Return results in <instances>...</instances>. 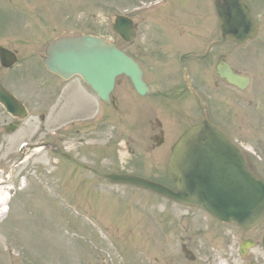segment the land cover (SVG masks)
I'll return each instance as SVG.
<instances>
[{"label": "rangeland", "instance_id": "obj_1", "mask_svg": "<svg viewBox=\"0 0 264 264\" xmlns=\"http://www.w3.org/2000/svg\"><path fill=\"white\" fill-rule=\"evenodd\" d=\"M145 1L0 0V46L18 57L11 69L0 67V85L30 115L15 132L6 134L4 126L12 119L0 106V175L8 178L13 171L9 200L0 221L4 264H264L260 245L264 221L253 231L244 232L234 225L217 224L198 208L176 205L156 194L110 185L102 179L112 172L132 171L161 184L165 181L166 150L151 151L152 155L135 151L143 150L133 137L137 133L134 124L145 115L146 98L135 95L127 80L121 78L115 87L112 106L95 105L85 97V113L77 114L66 100L67 88L61 94L59 108L51 113L60 84L42 66L45 47L69 32L86 33L102 36L131 54L134 47L112 34L109 25L116 14L127 15L131 6ZM247 2L258 24V38L245 47L217 45L210 56L213 66L218 56H226L224 61L247 75L250 84L244 91L229 88L226 95L208 87L205 96L212 120L245 153L251 171L264 180V0ZM206 12L213 16V40L218 41L212 8ZM206 12L192 10L198 15L197 21H204ZM162 20L164 16L158 15L145 23L155 25L138 39L139 56L154 52L147 39L157 52L176 55L190 48L197 54L205 51L208 44L201 40L192 42V46L184 43L188 29L183 25L178 29L182 42L171 44L168 31L173 26ZM145 24H138L139 34ZM200 27L198 23V31ZM205 31L204 23L199 37ZM155 68L154 74L146 73L151 84L159 76L155 72L159 65ZM207 76L208 81L215 79L214 70ZM71 86L77 92L75 85ZM97 113L103 116L99 124L70 126L64 136L54 130L64 121L69 125L74 119L85 118L84 114ZM47 114L43 122L37 119ZM169 143L165 141L163 147ZM90 144L100 148H91ZM61 154L94 168L100 176L75 167ZM165 186L172 188L168 180ZM78 212L88 216L98 230L85 223ZM245 239L255 245L248 251L249 257L242 259L238 248Z\"/></svg>", "mask_w": 264, "mask_h": 264}, {"label": "water", "instance_id": "obj_2", "mask_svg": "<svg viewBox=\"0 0 264 264\" xmlns=\"http://www.w3.org/2000/svg\"><path fill=\"white\" fill-rule=\"evenodd\" d=\"M215 11L222 42L244 46L255 38L256 24L243 0H215ZM114 30L124 40L132 34L130 22L121 17ZM45 54L43 63L48 71L63 79L80 76L107 103L118 76L129 78L137 93L147 91L138 65L103 38L82 35L57 39ZM14 62L13 53L0 47L1 66L9 68ZM217 73L239 89L247 86L248 80L233 74L226 64L217 66ZM0 104L12 116H24L22 106L1 86ZM166 174L176 192L129 176L112 175L109 179L147 189L176 203L197 206L221 223H235L248 231L264 219V182L248 171L237 150L206 114L202 123L186 131L172 148Z\"/></svg>", "mask_w": 264, "mask_h": 264}, {"label": "flooded vegetation", "instance_id": "obj_3", "mask_svg": "<svg viewBox=\"0 0 264 264\" xmlns=\"http://www.w3.org/2000/svg\"><path fill=\"white\" fill-rule=\"evenodd\" d=\"M208 7H213V0H146L131 7L130 16L132 20H134V16L139 14L143 15V17L136 23L133 21L135 36L128 45L134 47L132 48L131 57L140 63L144 73V82L149 90L145 96L144 120L141 126L137 127L138 134L144 139L152 141L154 146L158 148L163 145L166 139L175 141L187 128L201 122L199 104L202 106L206 105L205 107H207L205 94L210 90L208 87L226 95L229 85L217 76L216 80L212 79L208 81V76H211H207L208 72H213V62L211 60L213 56H205L198 63L196 59L198 56L187 55L181 58L180 55H175V53H168L166 51L157 52L153 50L152 43L150 44L152 41L148 39L147 42L151 45V51L154 52L149 53L148 56H139V52L137 51L139 50V46L136 43L138 39L141 40L143 32L153 26V24L146 26L145 23H148L151 17L158 15L164 16L162 22L168 21L170 28L171 25L173 26V30L169 29L168 31L171 39H167L171 44L174 41L176 44L177 40L180 39L178 36L180 30L178 31V29L182 25L188 29L189 38L195 40L201 39L202 42H205L207 38L213 36V17L207 16L208 12L206 11ZM193 9L197 11L204 10L206 12V14H203L204 21L196 20L198 15L192 13ZM165 16H168L167 20ZM139 22L144 23L146 26L140 34L138 30ZM198 23L201 24L199 31L197 30ZM204 23L205 28H209V31L207 32L206 30L199 37V32ZM191 29H194V31H191ZM225 57L218 56L216 65L225 62ZM144 58H146L147 62H144ZM149 61L151 65L148 67ZM158 65L159 69L155 70L159 75L158 79L154 84H151L147 79L146 73L149 71L151 74H154L153 69H156L155 67ZM235 72L240 74L239 71ZM224 100L226 101L225 96ZM88 169L96 173L94 169ZM246 257H249L248 252L243 258Z\"/></svg>", "mask_w": 264, "mask_h": 264}, {"label": "bare ground", "instance_id": "obj_4", "mask_svg": "<svg viewBox=\"0 0 264 264\" xmlns=\"http://www.w3.org/2000/svg\"><path fill=\"white\" fill-rule=\"evenodd\" d=\"M26 150V149H25ZM13 169V168H12ZM13 171H11L8 178H4L0 175V221L4 217V207L8 203V197L10 196V188L9 184L11 182ZM46 257V255H45ZM6 261V258L4 256L2 257V251H1V242H0V262L4 264Z\"/></svg>", "mask_w": 264, "mask_h": 264}]
</instances>
